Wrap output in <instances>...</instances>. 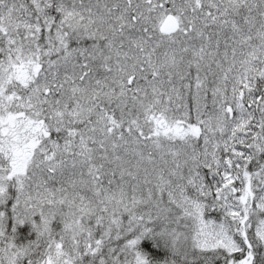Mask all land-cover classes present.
Returning <instances> with one entry per match:
<instances>
[{"label":"snow or ice","instance_id":"1","mask_svg":"<svg viewBox=\"0 0 264 264\" xmlns=\"http://www.w3.org/2000/svg\"><path fill=\"white\" fill-rule=\"evenodd\" d=\"M0 264H264V0H0Z\"/></svg>","mask_w":264,"mask_h":264}]
</instances>
